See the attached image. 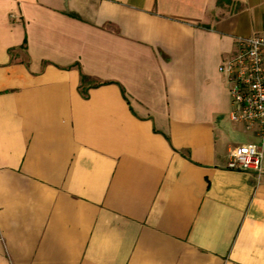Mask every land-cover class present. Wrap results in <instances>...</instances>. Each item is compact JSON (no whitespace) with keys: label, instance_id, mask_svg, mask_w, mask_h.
I'll return each mask as SVG.
<instances>
[{"label":"crops","instance_id":"1","mask_svg":"<svg viewBox=\"0 0 264 264\" xmlns=\"http://www.w3.org/2000/svg\"><path fill=\"white\" fill-rule=\"evenodd\" d=\"M260 31L264 0H0V264H264L217 69Z\"/></svg>","mask_w":264,"mask_h":264},{"label":"built area","instance_id":"2","mask_svg":"<svg viewBox=\"0 0 264 264\" xmlns=\"http://www.w3.org/2000/svg\"><path fill=\"white\" fill-rule=\"evenodd\" d=\"M217 69L229 96V120L254 135L229 145L224 166L258 173L264 143V31L236 35Z\"/></svg>","mask_w":264,"mask_h":264},{"label":"rangeland","instance_id":"3","mask_svg":"<svg viewBox=\"0 0 264 264\" xmlns=\"http://www.w3.org/2000/svg\"><path fill=\"white\" fill-rule=\"evenodd\" d=\"M248 138H251V136L248 132L242 130L240 126H235V128L229 130L228 140H230L231 142H239Z\"/></svg>","mask_w":264,"mask_h":264},{"label":"trees","instance_id":"4","mask_svg":"<svg viewBox=\"0 0 264 264\" xmlns=\"http://www.w3.org/2000/svg\"><path fill=\"white\" fill-rule=\"evenodd\" d=\"M98 81L96 82H90L88 80V77L87 75H85L84 73L80 72L79 73V83L77 85V88L79 90V92L81 93V95L85 96L87 94V88L93 84H97ZM120 90H121V93L124 95V92H123V88L120 86Z\"/></svg>","mask_w":264,"mask_h":264}]
</instances>
